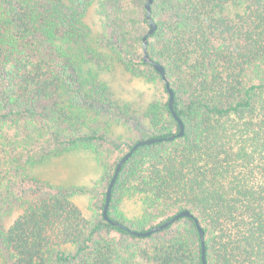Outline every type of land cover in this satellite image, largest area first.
Returning <instances> with one entry per match:
<instances>
[{
    "label": "trees",
    "instance_id": "trees-1",
    "mask_svg": "<svg viewBox=\"0 0 264 264\" xmlns=\"http://www.w3.org/2000/svg\"><path fill=\"white\" fill-rule=\"evenodd\" d=\"M96 1L0 0L1 264H202L192 217L144 237L103 218L114 168L133 143L124 151L111 142L120 155L104 165L91 220L72 200L89 189L27 171L72 150L98 154L111 126L130 119L106 80L117 63L167 95L146 109L151 136L179 131L165 82L143 60L146 0H100L92 35L84 17ZM230 3L243 12L228 15ZM151 15L147 51L164 67L183 134L134 150L108 215L142 231L189 210L206 264H264V0H153ZM133 197L145 209L124 218L117 204Z\"/></svg>",
    "mask_w": 264,
    "mask_h": 264
},
{
    "label": "rangeland",
    "instance_id": "rangeland-1",
    "mask_svg": "<svg viewBox=\"0 0 264 264\" xmlns=\"http://www.w3.org/2000/svg\"><path fill=\"white\" fill-rule=\"evenodd\" d=\"M99 1L93 3L84 17V22L90 28L92 35L97 34L102 26V18L97 12ZM242 12L243 6L240 3H230L226 7V13L231 16ZM106 80L111 91L129 107L130 119L111 126L109 139L100 147L101 151L97 154L92 148V150L77 149L61 155L49 156L39 163L27 165L28 173L37 179L59 186L89 189L88 193L78 192L72 196V200L86 220H91L93 217L90 199L97 194L100 188L104 165L111 166L118 159L120 152L118 153L117 148L126 151L125 144L134 143L135 139L142 135H146L145 138H147L156 133L152 131L145 112L150 103H161L166 100L167 96L162 92L160 82H151L143 77L132 76L119 63L106 75ZM112 141L124 144L120 143L122 145L116 148L115 145L118 142L112 145ZM116 209L124 218L129 219L141 215L145 208L138 197H133L121 200ZM18 212L19 210H14L2 221L1 225L7 228Z\"/></svg>",
    "mask_w": 264,
    "mask_h": 264
},
{
    "label": "water",
    "instance_id": "water-1",
    "mask_svg": "<svg viewBox=\"0 0 264 264\" xmlns=\"http://www.w3.org/2000/svg\"><path fill=\"white\" fill-rule=\"evenodd\" d=\"M153 0H146L145 2V14H146V19L148 21L149 24V29L148 31L143 35L142 38V50H143V60L144 61H149L153 63L154 68L158 71V73L160 74L162 80L165 82V86H166V90L168 92V107L171 110L174 118L178 121L179 123V131L177 133H172L168 136H151V137H147V138H143V139H139L137 141H135L131 148L125 152L117 161V164L114 168V172L112 174V177L109 181V184L107 186L106 189V193H105V203L103 206V210H102V215L103 218L111 223L112 225L118 226L120 228H126L127 230H129L132 234L139 236V237H144V236H149L153 233H156L162 229H164L165 227L169 226L170 224L174 223L176 220H178L179 218L182 217H192L194 218L196 225L198 227V232H199V238L201 240V257H202V264H206V253H205V244H204V231L202 229V227L199 224V221L197 220V218H195L193 216V214L189 211V210H181L175 214H173L172 216H170L169 218H167L166 220L146 229V230H142V231H138V230H133L130 228H127L124 224H122L121 222L115 220V219H111L108 215V207H109V203H110V198H111V191H112V187L117 179V176L119 174V171L122 167V165L129 159V157L132 155V153L134 152V150L142 145H149L152 144L154 142H160V141H165V140H172L176 137H180L183 134V123L181 122V120L178 118L175 110H174V94H173V90L169 85V82L167 81L166 75H165V70L164 67L161 63L157 62V61H152L149 57L148 51H147V44H148V37L149 35H151L154 30L156 29V23L154 22L152 15H151V6H152Z\"/></svg>",
    "mask_w": 264,
    "mask_h": 264
}]
</instances>
